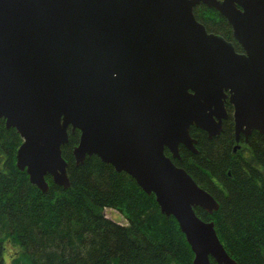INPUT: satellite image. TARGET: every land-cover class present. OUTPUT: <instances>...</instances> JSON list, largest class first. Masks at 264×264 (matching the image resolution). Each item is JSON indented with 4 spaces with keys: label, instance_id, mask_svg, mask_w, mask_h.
<instances>
[{
    "label": "water",
    "instance_id": "obj_1",
    "mask_svg": "<svg viewBox=\"0 0 264 264\" xmlns=\"http://www.w3.org/2000/svg\"><path fill=\"white\" fill-rule=\"evenodd\" d=\"M198 4L243 52L207 32ZM226 98L235 136L264 138V0H0V118L22 140L16 167L41 192L47 175L68 188L61 147L78 130L75 164L94 155L153 194L192 264H236L194 212L217 201L172 161L180 145L197 152L191 126L219 135Z\"/></svg>",
    "mask_w": 264,
    "mask_h": 264
},
{
    "label": "trees",
    "instance_id": "obj_2",
    "mask_svg": "<svg viewBox=\"0 0 264 264\" xmlns=\"http://www.w3.org/2000/svg\"><path fill=\"white\" fill-rule=\"evenodd\" d=\"M193 15L207 32L231 40L230 25L215 9L198 4ZM189 133L197 152L180 145V160L172 161L218 203L212 214L198 207L195 214L213 222L236 264H264L262 135L252 131L247 145L234 150L231 118L215 137L194 126ZM78 140L79 131H69L61 147L69 187L47 175L48 190L41 192L16 167L22 140L0 118V264H192L184 234L160 213L154 195L94 155L76 165ZM106 209L120 212L125 223L107 218Z\"/></svg>",
    "mask_w": 264,
    "mask_h": 264
},
{
    "label": "flooded vegetation",
    "instance_id": "obj_3",
    "mask_svg": "<svg viewBox=\"0 0 264 264\" xmlns=\"http://www.w3.org/2000/svg\"><path fill=\"white\" fill-rule=\"evenodd\" d=\"M231 28V27H230ZM230 41L234 48H235V45L237 46V48H235V50L239 53L243 52V50L241 49L240 45L234 40L233 36H232V31H231V40H228ZM228 94V93H226ZM224 111L226 113V118L222 120V127H223V122L225 120H227L228 118H231L232 119V122H233V117H232V113H233V107L232 105L229 103L228 101V98H226L224 100ZM252 133V132H251ZM250 133V134H251ZM233 134H234V144H235V147H234V150L235 149H238L240 148L241 146L243 145H247L248 143V138L250 136V134L247 136V137H244V135L242 133H239L238 136L236 137L235 136V132H234V123H233ZM260 134V133H259ZM208 137V136H207ZM263 137V136H262ZM209 138V137H208ZM263 144H264V138H263ZM263 147V146H262Z\"/></svg>",
    "mask_w": 264,
    "mask_h": 264
},
{
    "label": "rangeland",
    "instance_id": "obj_4",
    "mask_svg": "<svg viewBox=\"0 0 264 264\" xmlns=\"http://www.w3.org/2000/svg\"><path fill=\"white\" fill-rule=\"evenodd\" d=\"M242 147V146H241ZM105 216L109 219H112L116 221L117 223L124 224L125 220L123 216L120 214V212L114 210V209H106L105 210ZM10 249L8 250V253H10ZM5 264H7V260L5 259Z\"/></svg>",
    "mask_w": 264,
    "mask_h": 264
}]
</instances>
